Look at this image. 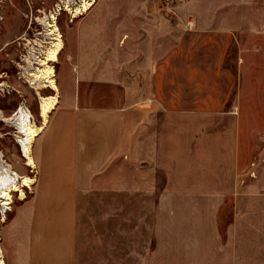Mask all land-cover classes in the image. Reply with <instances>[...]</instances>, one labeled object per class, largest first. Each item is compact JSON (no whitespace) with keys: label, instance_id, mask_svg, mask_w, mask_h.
<instances>
[{"label":"crops","instance_id":"obj_1","mask_svg":"<svg viewBox=\"0 0 264 264\" xmlns=\"http://www.w3.org/2000/svg\"><path fill=\"white\" fill-rule=\"evenodd\" d=\"M175 1L96 0L77 22L34 184L5 226L9 264H264V194L238 171L235 104L204 88L222 69L212 37L234 30L217 0Z\"/></svg>","mask_w":264,"mask_h":264},{"label":"rangeland","instance_id":"obj_2","mask_svg":"<svg viewBox=\"0 0 264 264\" xmlns=\"http://www.w3.org/2000/svg\"><path fill=\"white\" fill-rule=\"evenodd\" d=\"M96 1V0H95ZM162 4H169L161 0ZM67 0H0V49L1 43H10L0 51V115L12 117L20 106L26 107L32 116V121L40 126L39 97L52 96L49 89L37 91L36 85L30 83L26 74L28 70L25 59L30 53L44 58L45 49L39 48L35 42L43 41L47 48L49 41L43 38V26L40 22L50 14L56 15L55 24L61 35L63 50L58 56V62L52 64L55 72V82L59 89V97L70 81V61L67 52L73 40L72 34L77 22L84 15L73 19L71 10L65 9ZM80 0H70V9L79 5ZM76 5V6H75ZM57 6H60L58 11ZM58 11V12H57ZM107 3L101 1L82 21L88 22L95 15L106 14ZM213 13L220 17V26L234 30L229 43L223 36L212 37L214 47L212 55L221 58V70L215 71L212 86H205V95L214 101L220 98L224 91L229 90L230 101L225 108H233L237 112L239 129V166L241 179L246 178L258 185V196L264 194V0H217ZM52 22V20H49ZM52 24V23H51ZM206 43L209 40L206 37ZM46 43V44H45ZM208 45V44H207ZM216 47V48H215ZM36 53V54H35ZM234 53L237 60L236 91L232 83L234 73ZM11 61V62H10ZM34 61V60H33ZM207 82V81H206ZM211 88L213 93L209 94ZM209 95V96H208ZM50 116V115H49ZM49 120V119H48ZM18 132L7 123L0 121V153L2 159L19 176L33 178L30 168L25 166L21 156ZM17 142V143H16ZM18 144V145H17ZM31 189H24L26 197ZM12 204L6 212L5 221L1 222L0 212V247L5 264L8 256L5 250V226L15 209L19 207L18 193L12 194ZM1 208V206H0Z\"/></svg>","mask_w":264,"mask_h":264},{"label":"bare ground","instance_id":"obj_3","mask_svg":"<svg viewBox=\"0 0 264 264\" xmlns=\"http://www.w3.org/2000/svg\"><path fill=\"white\" fill-rule=\"evenodd\" d=\"M95 0H80L79 5H75L74 9L69 8L70 0L65 3V9L72 13L73 19L78 18L81 15L86 14L95 4ZM60 11V6H57ZM57 11V12H58ZM56 15L50 14L49 17H44L40 20L44 34L42 35L45 41H49L47 48H43V41L39 39L35 42L39 48L45 49L42 53L44 58L36 57L33 53H30L28 58L25 59L28 70L26 74L30 83L36 85L37 91L41 89H49L54 94L48 97H39V117L41 119L40 126H37L32 121V116L29 110L20 106L18 112L12 117L6 118L0 115V121L10 124L17 132V141L19 143V150L21 156L25 160V165L34 168V161L31 155L32 145L36 137L43 131L47 124L48 117L58 104L59 89L55 82V72L52 68V64L58 62V56L63 50V42L61 35L57 30L55 24ZM52 20V22H49ZM52 23V24H51ZM46 44V43H45ZM36 54V53H35ZM34 60V61H33ZM17 143V142H16ZM34 184V180L31 177L19 175L2 159L0 153V212L2 215L1 222L5 221L6 212L9 211V206L12 202V194L18 193L19 200L26 198L23 189H29ZM0 264H5L2 256V250L0 247Z\"/></svg>","mask_w":264,"mask_h":264},{"label":"flooded vegetation","instance_id":"obj_4","mask_svg":"<svg viewBox=\"0 0 264 264\" xmlns=\"http://www.w3.org/2000/svg\"><path fill=\"white\" fill-rule=\"evenodd\" d=\"M4 21V18L3 17H0V22H3ZM10 45V43H8V42H2L1 43V49H0V51H2V50H4L7 46H9ZM11 62V61H10ZM2 78V75H0V79Z\"/></svg>","mask_w":264,"mask_h":264},{"label":"built area","instance_id":"obj_5","mask_svg":"<svg viewBox=\"0 0 264 264\" xmlns=\"http://www.w3.org/2000/svg\"><path fill=\"white\" fill-rule=\"evenodd\" d=\"M172 1H173V0H165V2L168 3V4H169L170 2H172Z\"/></svg>","mask_w":264,"mask_h":264}]
</instances>
